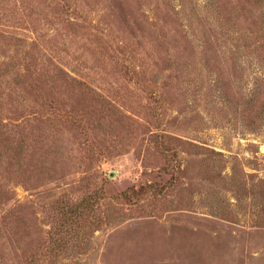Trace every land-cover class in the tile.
I'll return each mask as SVG.
<instances>
[{
	"label": "rangeland",
	"instance_id": "rangeland-1",
	"mask_svg": "<svg viewBox=\"0 0 264 264\" xmlns=\"http://www.w3.org/2000/svg\"><path fill=\"white\" fill-rule=\"evenodd\" d=\"M263 149L264 0H0V264H264Z\"/></svg>",
	"mask_w": 264,
	"mask_h": 264
},
{
	"label": "trees",
	"instance_id": "trees-1",
	"mask_svg": "<svg viewBox=\"0 0 264 264\" xmlns=\"http://www.w3.org/2000/svg\"><path fill=\"white\" fill-rule=\"evenodd\" d=\"M129 191H131L132 194H136V195L144 194L148 191L149 193L150 192L154 193L152 191L151 185H146V188L145 186H139L136 189L130 188ZM123 195L125 196V193H123ZM123 195L122 197L125 198ZM70 208L69 209H70L71 214H74L76 218L77 216L83 217L85 214L93 212L96 206H95V203L91 202L90 200L80 199L77 203L74 204V206Z\"/></svg>",
	"mask_w": 264,
	"mask_h": 264
},
{
	"label": "bare ground",
	"instance_id": "bare-ground-1",
	"mask_svg": "<svg viewBox=\"0 0 264 264\" xmlns=\"http://www.w3.org/2000/svg\"><path fill=\"white\" fill-rule=\"evenodd\" d=\"M264 150V149H263Z\"/></svg>",
	"mask_w": 264,
	"mask_h": 264
}]
</instances>
